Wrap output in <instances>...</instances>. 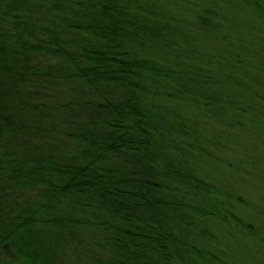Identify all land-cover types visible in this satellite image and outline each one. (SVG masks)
<instances>
[{
    "label": "trees",
    "instance_id": "16d2710c",
    "mask_svg": "<svg viewBox=\"0 0 264 264\" xmlns=\"http://www.w3.org/2000/svg\"><path fill=\"white\" fill-rule=\"evenodd\" d=\"M263 100L264 0H0V264L264 248Z\"/></svg>",
    "mask_w": 264,
    "mask_h": 264
},
{
    "label": "rangeland",
    "instance_id": "374dc122",
    "mask_svg": "<svg viewBox=\"0 0 264 264\" xmlns=\"http://www.w3.org/2000/svg\"><path fill=\"white\" fill-rule=\"evenodd\" d=\"M46 7H48V5H46ZM177 16L179 18H182L185 23H189L191 21V15L189 13H187L183 9L178 11ZM176 18H177L176 16L175 17H173V16L171 17L170 16V19L172 21H173V19L177 20ZM173 25H176L174 21H173ZM201 67L204 68L205 64H201ZM263 102H264V100H263ZM188 114L192 116L193 115V111L188 109ZM200 142L201 143L199 144L198 147L202 150L201 154L206 156V157H208L207 158V162L210 161V154L211 153L214 156H219L218 157V163L220 165L225 164L228 167H229V165L234 164L233 159L234 160H238L239 159V156H236V155H230V154L223 155V154H221L220 151L210 150V149H212V147L210 148V141H200ZM193 152L195 153V151H193ZM260 162L264 165V161H260ZM228 184H231V183H228ZM235 189L238 190V191H241V187L240 186L235 187ZM246 189H247V193H248L249 199H251L253 202L259 204L258 206L254 205V204L253 205L257 206V209H260V208L264 209V208L261 207L262 204H264V192H261V191H264V189L260 188L257 185H255V186H247ZM259 192H261V193L259 194ZM260 195L262 196L260 198V200H258V201H257V199L253 200V197L260 196ZM251 209H252V207H251ZM248 211H250V209L246 210L247 214L249 213ZM261 213L264 214V210ZM257 220H259L260 224L257 223ZM247 221H249V223L251 224L252 228L255 230L256 234H261L264 237V217L260 218V213L258 215L257 214L253 215ZM209 226H210V224H209ZM237 241L241 242L240 240H237ZM226 243L231 245L232 247H234L236 250H239L238 247L236 246L237 243H236L235 239H233V237H231L229 234L224 235V238H222V242L221 243H217L216 242L213 246H214V248L216 249L217 252L220 251V250H225V252H227V255L229 257L228 261L232 262V263H230V262L227 261V264H264V248H259L257 246H253L251 248V250H249L247 252H236L235 254H231V253H229V251L227 249H225L223 247V244H226ZM250 246H252V245H250ZM206 250L209 252V258H210V246ZM211 257H212V259H216L217 258L215 256H211Z\"/></svg>",
    "mask_w": 264,
    "mask_h": 264
}]
</instances>
